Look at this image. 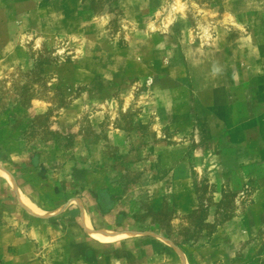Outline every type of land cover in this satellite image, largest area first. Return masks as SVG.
<instances>
[{"label":"rangeland","instance_id":"obj_1","mask_svg":"<svg viewBox=\"0 0 264 264\" xmlns=\"http://www.w3.org/2000/svg\"><path fill=\"white\" fill-rule=\"evenodd\" d=\"M263 86L264 0H0V170L61 207L43 260L264 264L262 138L240 167L209 120L264 115Z\"/></svg>","mask_w":264,"mask_h":264},{"label":"crops","instance_id":"obj_2","mask_svg":"<svg viewBox=\"0 0 264 264\" xmlns=\"http://www.w3.org/2000/svg\"><path fill=\"white\" fill-rule=\"evenodd\" d=\"M249 85L250 82H244L241 84H235L233 87L246 88V87H250ZM187 117L188 119H190L191 116H187ZM209 117H210L209 120L214 122L212 123L213 124L212 128L219 129V132H216L217 133V134L215 133L216 135L214 134L217 137V139H215V143L221 145L223 147L222 150L225 152L229 151L228 150L229 147H232L230 151L244 153L245 154V156L243 155L244 159H242L243 156H241V159H239L242 162L241 165L239 164L240 167L252 168V169L256 168L255 165L250 163L256 162L255 160H253L254 151H257L255 150L256 143L259 144V141H261L260 139L262 138V143L264 144V125H263L264 115L254 116L253 114L250 115L249 113L246 114L240 113L238 115H233V116L229 114L226 116H209ZM256 123H258V125ZM259 123H261L260 125L261 127L260 130H258L259 131L258 134L257 132H255L256 131L255 127H259ZM227 139L229 140L227 141ZM262 152H264V147L262 148ZM261 168L262 169L264 168V162ZM9 176L12 182L0 176L6 181V182H2V185L4 186V188H6L8 192L11 191L12 193L13 192L16 193L17 191L16 195L18 198H16V201L14 199L15 201L14 204L10 203V205L6 207L3 206L2 203H0V209L5 208L4 216H0V264H42L44 261L43 258H47V256L50 255L53 252V250H57L61 246V243L57 242L56 240H52L48 242L47 240H42L45 234L47 233L51 234L57 230L55 227H52V225L55 222L52 214L54 216H58L59 213L57 212L61 209V207L54 209L53 212L42 211L39 205L35 203L32 199H30L32 198V196L30 197V195L28 194L27 187L20 185L18 183V180L16 181V179H14L11 175ZM262 195L263 194H260V198L263 197ZM22 197H25L28 201H30L40 211V214L41 213L43 214L41 215L36 213L34 214V212H32L28 207H26L23 204L21 200ZM75 202L76 205H78L76 206L77 208L76 211L80 213V216L83 219H85L87 217V215L85 216V214L88 213H86L83 199H78V202L77 201ZM69 208L68 210H64L65 211L64 215L67 214V216H65L66 218H68V216L71 217V214L74 213V211L69 210ZM7 210H9V214L5 213ZM10 211H12L13 214L12 218H10L11 217ZM16 214H18L17 218H16ZM44 215H48V216H44ZM16 219H22V220H19L16 223ZM46 219H49V223H44V224L38 223L39 221H45ZM251 219L252 218L250 214L242 215L240 219H238L239 221H246L245 225H248L245 226L248 227V230L243 229L244 233H250L249 228H252L254 225V222H252ZM22 223L24 224L22 227L25 230V232H23V234H19V232L14 233L15 230L12 229L11 226L13 224L20 225ZM85 223H86V227L85 226L82 227L84 228L85 233L91 237L92 234H90V231L93 230V232H95L94 227L92 225L94 223L93 219H88V220L86 219ZM234 223H236L235 220ZM89 225L92 226L90 227ZM2 234L7 235L6 239L2 238ZM118 234L120 236H126L122 233H117L114 236H119ZM106 236L110 237L111 235H105L103 237ZM47 250L49 251L47 252ZM42 255H44V257H42ZM50 257L52 258V256ZM51 258L45 260L44 263L49 264Z\"/></svg>","mask_w":264,"mask_h":264},{"label":"bare ground","instance_id":"obj_3","mask_svg":"<svg viewBox=\"0 0 264 264\" xmlns=\"http://www.w3.org/2000/svg\"><path fill=\"white\" fill-rule=\"evenodd\" d=\"M0 176H2V177H6L7 175H6L2 170H0ZM26 204H27L28 207H29L30 209H32L34 212H36L37 214L39 213L38 210L36 209V207H34V205H33L30 201H26ZM119 237H122V236H118V237H116L117 239H115V242L121 240V238H119ZM114 238H115V237H114ZM114 238H113V239H114Z\"/></svg>","mask_w":264,"mask_h":264}]
</instances>
